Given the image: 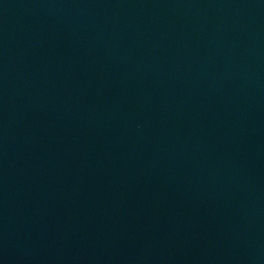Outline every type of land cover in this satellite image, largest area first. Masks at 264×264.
Listing matches in <instances>:
<instances>
[{
    "label": "water",
    "instance_id": "95a60500",
    "mask_svg": "<svg viewBox=\"0 0 264 264\" xmlns=\"http://www.w3.org/2000/svg\"><path fill=\"white\" fill-rule=\"evenodd\" d=\"M0 264H264V0H0Z\"/></svg>",
    "mask_w": 264,
    "mask_h": 264
}]
</instances>
